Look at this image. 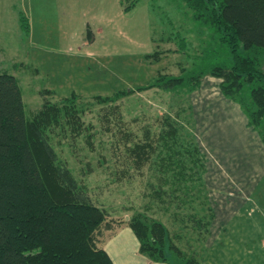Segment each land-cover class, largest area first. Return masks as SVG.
Listing matches in <instances>:
<instances>
[{"label":"rangeland","instance_id":"rangeland-1","mask_svg":"<svg viewBox=\"0 0 264 264\" xmlns=\"http://www.w3.org/2000/svg\"><path fill=\"white\" fill-rule=\"evenodd\" d=\"M20 16L30 35L21 29ZM214 39L181 0H0V74L19 82L25 118L33 119L43 99L66 105L78 117L76 124L61 117L46 130L57 164L108 218L127 223L144 213L166 225L185 253L200 238L191 217L202 218L205 196L208 201L207 191L197 186L202 183L196 141L189 143L194 112L180 93L135 89L158 73L190 70L207 48L220 59L208 64L227 62V50ZM156 50L162 55L158 62L141 58ZM256 54L264 71V50ZM123 90L133 92L115 95ZM96 96L112 100L98 102ZM160 178L202 191L185 209L166 211L167 205L151 201L149 183ZM256 183L253 202L261 213H245L239 227L230 223L234 230L230 240H220L221 253L264 250V176ZM258 220L262 224L253 226Z\"/></svg>","mask_w":264,"mask_h":264},{"label":"trees","instance_id":"trees-1","mask_svg":"<svg viewBox=\"0 0 264 264\" xmlns=\"http://www.w3.org/2000/svg\"><path fill=\"white\" fill-rule=\"evenodd\" d=\"M181 1L191 10L194 21L208 27L216 36L214 40L227 50L228 61L208 64L220 59L207 48L205 58L192 64L190 70L177 76L158 73L135 90L153 88L185 96L198 89L205 76L220 79L224 97L240 107L264 144V71L256 54L264 50V0ZM130 8L125 7L124 12ZM19 21L23 32L28 33L26 18L20 16ZM180 41L183 47V39ZM161 56L156 50L146 59L158 62ZM132 92L123 90L115 95ZM95 98L98 102L112 100ZM61 117L73 124L78 120L66 105L43 99L33 119H26L19 82L11 74H0V264H113L102 244L125 225L138 240L140 254L151 262L201 264L214 218L206 196L200 211L205 215L198 220L191 217L200 238L187 253L173 242L166 225L144 213L133 215L127 223L108 218L78 187L70 171L57 164L45 135L47 129L59 125ZM189 138L193 143L191 135ZM159 181L149 183L151 201L167 205L166 211L170 206L185 209L202 191L181 182Z\"/></svg>","mask_w":264,"mask_h":264},{"label":"crops","instance_id":"crops-1","mask_svg":"<svg viewBox=\"0 0 264 264\" xmlns=\"http://www.w3.org/2000/svg\"><path fill=\"white\" fill-rule=\"evenodd\" d=\"M28 32L30 35V28ZM147 55L141 58L144 60ZM220 81L205 76L198 89L185 95L194 112L193 135H190L194 136L197 160L201 161L202 185L197 186L207 191L214 213L201 264H264V250L242 254L217 250L222 238L231 239L234 228L228 229L230 223L234 222L239 227L245 213L246 216L256 210L261 213V208L253 202V195L256 182L264 176V144L248 125L240 107L224 97L219 89ZM191 170L194 176L196 171ZM263 198L264 192L261 193ZM253 222V226L262 224L260 220ZM263 238H260L262 242ZM102 247L113 264H165L151 262L140 254L138 240L127 225L106 237Z\"/></svg>","mask_w":264,"mask_h":264}]
</instances>
